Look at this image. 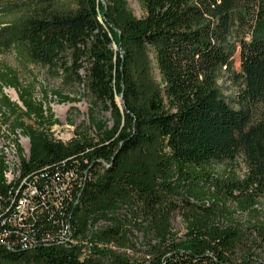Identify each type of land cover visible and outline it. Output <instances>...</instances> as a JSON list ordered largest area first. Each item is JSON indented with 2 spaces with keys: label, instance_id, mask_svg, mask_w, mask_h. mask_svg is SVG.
<instances>
[{
  "label": "trees",
  "instance_id": "trees-1",
  "mask_svg": "<svg viewBox=\"0 0 264 264\" xmlns=\"http://www.w3.org/2000/svg\"><path fill=\"white\" fill-rule=\"evenodd\" d=\"M18 1L0 6L14 16L0 29V55L14 50L85 87L114 126L93 110L101 139L53 140L50 109L19 96L26 111L13 129L30 142L28 159L15 142L26 182H7L0 154V215L10 218L30 187L38 194L22 226L0 222V264H264V0H140L142 18L126 0ZM10 72L0 83L20 91ZM31 117L35 127L23 122ZM238 161L245 175H215V165ZM215 201L220 215L208 207ZM121 209L132 210L147 259L109 249L129 238Z\"/></svg>",
  "mask_w": 264,
  "mask_h": 264
},
{
  "label": "rangeland",
  "instance_id": "rangeland-1",
  "mask_svg": "<svg viewBox=\"0 0 264 264\" xmlns=\"http://www.w3.org/2000/svg\"><path fill=\"white\" fill-rule=\"evenodd\" d=\"M126 1L135 17L142 18L144 16V9L140 0ZM18 3V0H0V6L3 9ZM13 18L14 16L6 15L5 12L0 13V29ZM236 67L239 70L238 56L236 58ZM10 71L19 77L20 91L4 87L0 83V154L3 155L12 166L21 163L14 148L15 142L19 141L23 148V156L26 159L30 156L29 139L20 128L16 131L13 129L17 121L16 116H20L21 111H26L19 98V96L25 94L26 91L31 93L37 104H45V107L50 109L51 114L59 122L49 133L50 138L53 140L59 139V141L68 143L77 136V132L87 134L90 138L95 140H98V138L101 139L91 119L93 110L97 121L106 123L109 129L114 126V119L111 114L102 108L96 109L94 107L85 87L65 86L61 79L55 76L54 72L42 66L29 64L24 59H21L14 50L0 55V74H5ZM154 76L155 80L159 82L160 78L157 72L154 73ZM3 99H9L12 105L11 110L4 107ZM65 99H68L67 103H64V101H66ZM117 102L120 103V100H117ZM13 111L16 113L15 116ZM34 119V117L25 118L23 122L27 126L31 125L35 127ZM214 170L216 173L215 175L218 177H224V175L243 176L246 172L242 161H238L236 164L225 163L215 165ZM8 179L15 184V187L23 180L12 174L8 175ZM210 193L213 194L215 191L211 190ZM192 203H195V201H192ZM218 204L219 202L215 201L214 204H209L208 207H213L214 212L220 215L217 209ZM227 207L230 208V212L236 210L233 204ZM131 211V209H121L119 212L120 217H126L128 221L131 220L130 224L127 225L130 232L128 240L122 245L112 244L109 246V249L117 254L127 256L132 260H144L147 259V250L144 242L145 238L143 233L136 230L134 227ZM263 217L264 216H262V218ZM248 218L249 215L247 213L238 212L234 216V221L243 226L247 224ZM172 225L174 231L178 233V236L182 237L185 233V222L182 214L176 212L173 215ZM106 226L105 222H101L98 228L104 229Z\"/></svg>",
  "mask_w": 264,
  "mask_h": 264
},
{
  "label": "built area",
  "instance_id": "built-area-1",
  "mask_svg": "<svg viewBox=\"0 0 264 264\" xmlns=\"http://www.w3.org/2000/svg\"><path fill=\"white\" fill-rule=\"evenodd\" d=\"M66 143V142H64ZM15 144V143H14ZM14 148L16 150V153L19 157L18 154V150H17V146L16 144L14 145ZM20 159V157H19ZM6 160V158H5ZM6 165L8 166V171L5 174V177L7 179V182L9 184H13L12 182L9 181L8 179V175L12 174L13 176H17L18 178H21L20 176V171L18 170L20 168V163L19 164H14L13 166L9 163L8 160H6ZM71 178H73V176H70L68 178V180H70ZM25 180H22L20 182V188L21 189L24 185H25ZM67 190V186L63 185L62 187H60V189L55 190V192L57 194H62L63 192H65ZM38 194V190L34 187H30L28 190L25 191L24 196L19 200L18 205L16 207V211L15 213L8 219L2 218V216L0 215V222L1 225L4 226L5 224L10 225L11 227H20L22 226L26 221H28L31 217H33L34 212H35V203H34V199L36 198ZM27 207V208H26ZM2 211V206L0 203V212ZM7 231H5L3 229L2 234H6ZM0 233H1V229H0ZM65 235H69V232L66 231ZM65 236V237H67Z\"/></svg>",
  "mask_w": 264,
  "mask_h": 264
}]
</instances>
